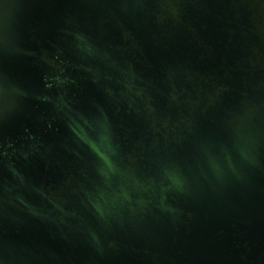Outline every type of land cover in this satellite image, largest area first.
<instances>
[{
    "label": "water",
    "instance_id": "1",
    "mask_svg": "<svg viewBox=\"0 0 264 264\" xmlns=\"http://www.w3.org/2000/svg\"><path fill=\"white\" fill-rule=\"evenodd\" d=\"M0 264H264V0H0Z\"/></svg>",
    "mask_w": 264,
    "mask_h": 264
}]
</instances>
